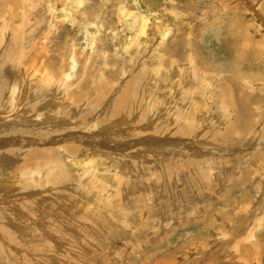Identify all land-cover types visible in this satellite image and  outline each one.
Segmentation results:
<instances>
[{
    "label": "rangeland",
    "instance_id": "374dc122",
    "mask_svg": "<svg viewBox=\"0 0 264 264\" xmlns=\"http://www.w3.org/2000/svg\"><path fill=\"white\" fill-rule=\"evenodd\" d=\"M0 145V264H264V0H0Z\"/></svg>",
    "mask_w": 264,
    "mask_h": 264
},
{
    "label": "bare ground",
    "instance_id": "6f19581e",
    "mask_svg": "<svg viewBox=\"0 0 264 264\" xmlns=\"http://www.w3.org/2000/svg\"><path fill=\"white\" fill-rule=\"evenodd\" d=\"M44 117V116H43ZM226 133H230L229 131L228 132H226ZM225 133V134H226ZM27 134V133H26ZM221 134V133H220ZM229 135V134H228ZM220 138H221V136H220ZM224 138V137H223ZM55 139V138H54ZM219 139V138H218ZM222 140V139H221ZM33 141V140H32ZM54 141V140H53ZM3 142H5V146H7V145H10L12 142H10L9 140H8V143L6 142V140H4ZM51 142V141H50ZM60 142V141H59ZM19 143V142H18ZM24 143V145H27V147L30 145V144H28V143H30V142H23ZM58 143V142H57ZM3 144V143H2ZM36 144V143H35ZM47 144V143H46ZM21 145V144H20ZM42 145V144H41ZM45 145V144H44ZM103 145V144H102ZM5 146H3V145H0V149L1 148H3V147H5ZM12 147V146H11ZM23 147V146H22ZM25 147V146H24ZM23 147V148H24ZM30 147V146H29ZM107 147V146H106ZM28 151V150H27ZM47 151V150H46ZM52 151V150H51ZM48 152V151H47ZM32 155V154H31ZM44 156V155H43ZM167 180V179H166Z\"/></svg>",
    "mask_w": 264,
    "mask_h": 264
},
{
    "label": "water",
    "instance_id": "95a60500",
    "mask_svg": "<svg viewBox=\"0 0 264 264\" xmlns=\"http://www.w3.org/2000/svg\"><path fill=\"white\" fill-rule=\"evenodd\" d=\"M247 4H248V6L251 7L252 11H253L254 13H256L255 10H254V6L250 5L248 2H247Z\"/></svg>",
    "mask_w": 264,
    "mask_h": 264
}]
</instances>
